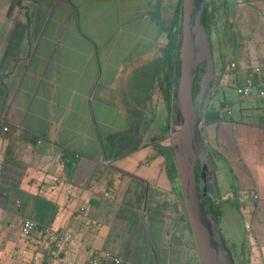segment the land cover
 Instances as JSON below:
<instances>
[{
    "label": "crops",
    "instance_id": "0c3cea01",
    "mask_svg": "<svg viewBox=\"0 0 264 264\" xmlns=\"http://www.w3.org/2000/svg\"><path fill=\"white\" fill-rule=\"evenodd\" d=\"M178 1L0 0V264H91L93 248L122 264H201L178 168L161 153ZM207 2L217 91L201 124L212 191L220 220L226 209L237 217L264 264V97L257 87L217 97L264 65V0ZM253 77L264 84V72ZM26 219L73 239L25 236Z\"/></svg>",
    "mask_w": 264,
    "mask_h": 264
},
{
    "label": "water",
    "instance_id": "95a60500",
    "mask_svg": "<svg viewBox=\"0 0 264 264\" xmlns=\"http://www.w3.org/2000/svg\"><path fill=\"white\" fill-rule=\"evenodd\" d=\"M206 2L207 0H183L180 78L169 139L201 264H237L210 205V202L215 204L216 199L207 179L210 165L206 157L201 124L210 98L198 107L194 97L196 72L206 58L205 54L210 59L209 65L213 64L208 34L202 22ZM199 161L200 182L197 176Z\"/></svg>",
    "mask_w": 264,
    "mask_h": 264
},
{
    "label": "rangeland",
    "instance_id": "374dc122",
    "mask_svg": "<svg viewBox=\"0 0 264 264\" xmlns=\"http://www.w3.org/2000/svg\"><path fill=\"white\" fill-rule=\"evenodd\" d=\"M210 48H211V44H210ZM205 55H206L205 56L206 58L204 59L205 61L203 60V62H207V63L205 65V70H204V74L202 77V85L200 87V91H198L197 93L199 97L200 92L204 88V91H203L204 99L202 101H198L199 107L202 106L203 102H205L208 97L211 99L213 96H215L216 95L215 93L217 91L215 80L212 78L213 75H212L211 69H209L210 65L208 61L210 59L208 57V54H205ZM224 91L227 93L226 94L227 97H233V98L234 96L238 97L237 91L228 85H226L225 87H223V85L219 86L217 97L221 99L224 98V95H223ZM202 136H203V130H202ZM203 139H204V136H203ZM206 157L208 158V163L211 169V162L207 154H206ZM148 160L150 161L152 160V158H148ZM207 174L209 176V177L207 176V179L209 183L212 185L213 182H212V177L210 175V172H207ZM212 195L213 196L215 195L213 191H212ZM225 211L227 213V220L225 219L226 220L225 221L223 218L219 221L220 228L232 248V254L236 258L237 264H242L243 261H245L247 264H263L260 258L262 253H261V249L259 248V246L255 245L254 247H252V246H248V243H247V245H245L244 248L242 247L243 245L242 241L244 238V229L239 223V220L237 217L233 216V214H229L228 209H226Z\"/></svg>",
    "mask_w": 264,
    "mask_h": 264
},
{
    "label": "built area",
    "instance_id": "2783aa9c",
    "mask_svg": "<svg viewBox=\"0 0 264 264\" xmlns=\"http://www.w3.org/2000/svg\"><path fill=\"white\" fill-rule=\"evenodd\" d=\"M233 68L235 67V64L232 63L231 65ZM264 72V65L263 66H256L252 72L250 73V77L246 80L245 84L243 85H236V90L238 94L243 96H248L253 93L254 89L256 88L257 94L261 97H264V84L257 86L254 75H260ZM227 111H229L228 107L225 108ZM4 130L8 131L9 127L4 126ZM42 231L44 234L45 239L53 244L55 247H62L69 241L73 239V234L69 231L62 230L59 228H55L53 226H48L45 228L40 229L39 224L32 220V219H26L23 222L22 226V233L25 236H30L36 231ZM1 262V258H0ZM90 262L91 264H122L123 258L110 251V250H103L99 248H93L90 252ZM33 264H40L38 260H35Z\"/></svg>",
    "mask_w": 264,
    "mask_h": 264
},
{
    "label": "trees",
    "instance_id": "16d2710c",
    "mask_svg": "<svg viewBox=\"0 0 264 264\" xmlns=\"http://www.w3.org/2000/svg\"><path fill=\"white\" fill-rule=\"evenodd\" d=\"M203 25L207 31L208 38L210 37V27L211 23L213 20H209V15H208V2H206L205 8H204V13H203ZM182 27H183V0H179L178 4L174 10L172 20H171V25L170 29L168 30V35H169V45H168V54H171V59H172V70L175 73H173V78L170 82V85L174 86L172 88L173 92V100L174 103L176 101V96H177V86H178V81L180 78V49L182 46ZM203 76V65H201L196 72L195 76V84H194V91L198 92L200 89V82ZM170 88L167 87L166 89V96L169 99L171 94H170ZM161 153L163 155H166V160L167 162L176 168V161L174 157V152L173 148L171 146L162 148ZM211 207L213 208L214 214L220 220L222 216V210L219 207V204H214L210 202ZM242 247H245V242L243 243ZM244 258V257H243ZM243 261V260H242ZM242 264H247L245 261L242 262Z\"/></svg>",
    "mask_w": 264,
    "mask_h": 264
},
{
    "label": "flooded vegetation",
    "instance_id": "af4514ba",
    "mask_svg": "<svg viewBox=\"0 0 264 264\" xmlns=\"http://www.w3.org/2000/svg\"><path fill=\"white\" fill-rule=\"evenodd\" d=\"M198 92H195L194 91V97H195V99H196V101H197V105H198V107H199V104H198V94H197ZM197 176H198V181L200 182V176H201V164H200V161L198 162V165H197Z\"/></svg>",
    "mask_w": 264,
    "mask_h": 264
},
{
    "label": "bare ground",
    "instance_id": "6f19581e",
    "mask_svg": "<svg viewBox=\"0 0 264 264\" xmlns=\"http://www.w3.org/2000/svg\"><path fill=\"white\" fill-rule=\"evenodd\" d=\"M211 77V76H210Z\"/></svg>",
    "mask_w": 264,
    "mask_h": 264
}]
</instances>
